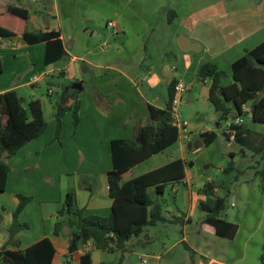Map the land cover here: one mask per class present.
<instances>
[{"label": "crops", "instance_id": "crops-1", "mask_svg": "<svg viewBox=\"0 0 264 264\" xmlns=\"http://www.w3.org/2000/svg\"><path fill=\"white\" fill-rule=\"evenodd\" d=\"M16 5L28 11L29 31L57 32L67 55L45 66L44 43L28 44L21 35L2 37L0 94L34 89L43 79L64 77L66 70L79 62L88 79L86 93V79L77 78L74 82L81 83V90L69 86L60 96V103L65 106L72 105L75 98L79 101L80 120L75 130L78 136L93 134L95 157L87 160L81 156L76 162V167L79 164L87 168L84 174L77 172L78 168H60L58 175L52 176L53 171L47 169V166L53 169L48 157L61 155L65 145L61 141V129L58 140H54V133L43 138L48 126L38 138L5 160L9 173L6 189L0 192V249L24 250L48 238L55 248L53 264L58 252L56 242L61 240L62 233L61 228L58 236L53 234L54 224L63 220L58 211L66 194H73L76 206L85 215L108 216L112 207L107 185V173L112 169L110 142L134 138L137 129L149 122L148 106L165 108L172 83L184 85L179 105L186 96L190 100L198 98L207 106L211 79L198 77L200 67L205 63L215 64L222 71L223 85L233 81L232 63L264 42V0H18ZM170 13L174 17L168 21ZM108 22L114 23L115 35L107 27ZM61 61L64 63L59 65ZM7 65L8 76L4 78ZM34 76L38 77L37 82L32 81ZM53 94L54 91L48 95ZM252 103L243 106L241 116H236L232 104H228L232 113L224 120L209 104L214 110L208 115L211 124L188 122L183 118L187 116L181 115L188 129L186 139L179 135L177 145L174 143L122 175L124 181L137 177L125 178L146 161L154 166L142 174L175 160L183 162L184 177L167 183L164 189L165 193L170 188L172 204L167 205L164 193H155L159 198L153 200L170 222L142 232L148 245L153 244L150 239L155 243L162 238L171 240L168 231H159V225L165 230L172 228L174 234L181 233L182 238L173 240L170 248L176 250L185 243L189 249L185 251L193 259L184 255L181 263H175V256L171 255L168 264L190 261L191 264H259L257 257L264 243V176L258 172L264 169V124L252 119ZM199 117L200 111L196 113V118ZM246 117L253 129L245 126ZM236 119H242V124L236 125ZM205 134L207 144L202 139ZM97 150H101L100 155ZM191 154L198 158L190 160ZM228 159L234 163L229 174H236L233 182L227 180L229 175H222ZM210 168L216 174H208ZM34 181L50 183L56 195L54 205L49 210L42 204L36 209L30 201L17 217L18 223L27 224L28 228L17 232L9 241L8 229L19 203L16 195L33 199L28 191ZM206 183L213 184L216 196L225 194V208L219 217L237 226L233 239L217 236L210 225L202 223L204 213L198 209V203L205 199L200 191ZM34 189H37L35 185ZM198 211L201 215H196ZM31 213L35 215L33 218ZM44 222H52L53 230L48 224L45 227ZM189 228L199 238L192 246L187 238ZM87 242L71 254L69 244L62 243L63 252H67L66 264H79L80 250ZM100 251L91 250L92 264H105ZM155 254L156 264H161L162 257Z\"/></svg>", "mask_w": 264, "mask_h": 264}, {"label": "trees", "instance_id": "trees-1", "mask_svg": "<svg viewBox=\"0 0 264 264\" xmlns=\"http://www.w3.org/2000/svg\"><path fill=\"white\" fill-rule=\"evenodd\" d=\"M18 0H0V39L5 36L21 35L28 44L44 43V65L54 64L66 57L59 34L54 31H29V13L16 5ZM174 17L168 15V21ZM0 60V73L2 72ZM233 81L223 85L222 71L215 64L205 63L199 71L201 80L211 79L208 102L224 120L232 113L228 104H232L235 115L243 114V106L252 101L251 117L257 123L264 124V42L236 60L231 65ZM174 86L168 87V100L164 109L148 106L149 122L137 129L134 138L115 139L109 144L112 169L107 173L108 195L112 199L108 216L85 215L76 206L72 193H67L58 215L62 221L54 224L53 234L58 235L62 226L71 229L68 253L78 250L81 243L91 241L94 249L105 252H125L126 243L139 237L145 228L170 222L162 213L159 204L151 199L149 190L154 188L157 195L164 193L167 183L177 182L184 177V165L181 160L141 174L124 181L122 175L132 167L147 160L152 155L163 152L178 140V130L171 125L170 107L174 98ZM14 90L0 94V192L5 191L9 166L5 160L13 156L26 143L38 138L46 129L47 121L38 99H30L27 104ZM80 104L77 98L70 106L56 105L54 140L59 139L61 121L67 112L71 113L72 126L79 123ZM213 136V135H211ZM207 134L202 135L203 142L209 143ZM232 159V155H230ZM223 173L234 169L232 160ZM188 163H185L187 165ZM264 176V169L258 172ZM214 186L206 183L200 191L205 196L199 201L198 209L204 213L202 223L210 225L217 236L233 239L237 226L219 217L225 208V198L218 197ZM19 203L13 213V221L8 229L9 241L27 224L18 223L17 217L32 200L29 196L16 195ZM175 222V221H171ZM186 250L188 247L183 243ZM55 248L48 238L28 246L24 250L0 249V264H52ZM263 259V257H262ZM79 264H92L91 251L84 253Z\"/></svg>", "mask_w": 264, "mask_h": 264}, {"label": "rangeland", "instance_id": "rangeland-1", "mask_svg": "<svg viewBox=\"0 0 264 264\" xmlns=\"http://www.w3.org/2000/svg\"><path fill=\"white\" fill-rule=\"evenodd\" d=\"M115 35V34H114ZM64 63V61H61L59 65ZM74 67V70H73ZM8 71L9 67L4 66V78L8 76ZM71 72V73H69ZM66 76L64 77H59V76H54V78L51 79H43L40 83L37 84V86L33 89L28 88H23L20 91H18V95L22 98L24 101V104H27V102L30 100V96L35 97L38 99L41 104H42V109L45 114V118L47 121V126L48 129L45 131V134L43 138L47 139L48 136H50L51 133H54L55 129V106L60 103V96L63 93L67 87L71 86V84L75 83L74 81L77 80V78H83L86 79L85 82V93H86V87H88V79L87 76L83 73L81 70V62L77 63L76 65L72 66L71 68L66 70ZM75 78V79H73ZM52 89L54 91V94L49 96L48 95V89ZM200 111V117L199 119L196 118V113ZM210 111H214L213 108L207 104H202V101L200 99H188V97L185 96V99L182 101V103L178 107V112L180 114V118L182 117L181 115H186L187 117H183L184 119L188 120V122H193V123H200L204 122L205 124L208 122H211L210 117L208 115L210 114ZM180 119L181 122H184V120ZM245 121V126H247L249 129H253V126L249 122V118L246 117L244 119ZM62 122V121H61ZM211 124V123H208ZM76 128L74 129L72 126V117L71 113H68L66 115L65 119L63 120V123L61 124V132H62V138L61 141L65 145L64 152L62 151V154H58L53 157H48V161L52 163L53 169H50L49 166H47V169L50 171L52 170L53 172L51 173L52 176H57L59 169L62 168L63 170H73L74 168L77 169V172L79 171L80 174H84V170L87 168L84 166H80L78 164V167H76V162L77 160L83 156L85 159H90L92 157H95V141L91 139L93 137L92 135H83L78 136L79 133L75 132ZM88 128H86L87 131ZM85 134V132H84ZM94 136H96L94 134ZM98 142H101V138L99 137ZM176 143L175 145H177ZM224 148V147H222ZM102 150V149H101ZM101 150H97L96 152L101 154ZM58 151V149H57ZM161 157V156H160ZM190 160H196V156L191 154L189 155ZM229 159L227 160L228 163ZM227 163L225 166H227ZM80 166V167H79ZM154 165H152L151 161H146L136 167L130 174L125 176V178H130L131 176H138L142 174L143 172L150 170ZM201 166V165H199ZM205 168V167H203ZM208 174L214 175L216 174L215 170L213 168H210L207 170ZM230 173L227 174H222L223 176H228ZM75 175H78L75 173ZM81 176V175H79ZM236 177V174L233 173L227 177V180L229 181H234ZM34 180V179H33ZM38 183V182H37ZM34 185L37 187V189H34ZM50 183L46 182L45 185L43 184H35L32 182V186L29 189L28 193L33 196V199L31 200V203L34 208L38 209L39 205H46L47 210L52 209V206L54 203L52 201L54 200L55 191L54 189L49 186ZM149 194L152 200H157V195L155 194V191L150 189ZM225 194H223L221 197H224ZM53 197V198H52ZM164 199L166 200L167 205L172 204V199H173V194L170 192V188H167L164 193ZM56 200V199H55ZM233 204H236L235 200H232ZM56 205V204H55ZM230 208V207H228ZM196 215H201V212H197ZM35 215L34 213L30 214V217L33 218ZM39 217V216H37ZM37 223V222H36ZM35 224V223H34ZM50 226V230H53V223H47L44 222V226L47 227ZM159 231L161 233H164L168 231L169 233V238L171 240H167V238H162L161 241L154 242L152 239H150L149 242H152L153 244H147L146 243V238L145 234H141L139 237H135L130 239V241L126 245V251L125 252H104L100 251V258L105 264H156L157 261L153 257V253L159 254L162 257L161 264H168V257L175 256V263H181L183 260L184 255L188 256L190 253H187L185 251V248L183 247V244H179L180 246L177 247L176 250H171L170 246L173 244V240L175 241L177 238L181 239V233L177 232L174 234L172 228L166 229L165 228H160L161 226L159 225ZM149 231L151 229L146 228ZM69 227L65 225L62 227V233L59 236V239L56 242V247H57V254L55 256V260L53 261V264H66V258L64 254H67V252H63L64 246L62 243L64 242L65 245L69 244V241L71 240V234L68 235ZM65 231V232H63ZM195 230L189 228L187 232L189 233L188 235V242L192 246L195 244V240H198L199 238L197 236H193L192 234L194 233ZM58 236V235H56ZM168 238V239H169ZM148 246H147V245ZM150 247V248H149ZM155 249V251L153 250ZM181 253V254H180ZM155 254V255H156ZM263 257V259H262ZM142 259H145L146 262L143 263ZM193 259L190 255V260ZM257 261L259 264H264V243H263V248L261 249L260 254L257 257ZM188 264H191L188 262ZM248 264V263H247Z\"/></svg>", "mask_w": 264, "mask_h": 264}, {"label": "built area", "instance_id": "built-area-1", "mask_svg": "<svg viewBox=\"0 0 264 264\" xmlns=\"http://www.w3.org/2000/svg\"><path fill=\"white\" fill-rule=\"evenodd\" d=\"M107 27L112 30L113 34H116V29H115L113 22H108ZM37 80H38V77L34 76L32 81L37 82ZM183 90H184L183 84H181V83L175 84V86H174V98L171 102V107H170L169 111L171 114V125L173 127L177 128L179 135L182 136L183 139H186V136L188 134V129H187V126L185 125V123L181 122L180 114L178 112V105H179V101H180V96H181V93L183 92ZM52 92H53L52 89L49 88L48 94H51ZM234 123L236 125H241L242 119H236L234 121ZM93 249H94L93 243L91 241H88L86 243L85 247L80 250V253L83 255L84 253L89 252ZM145 262H146V260L144 259L143 263H145Z\"/></svg>", "mask_w": 264, "mask_h": 264}, {"label": "water", "instance_id": "water-1", "mask_svg": "<svg viewBox=\"0 0 264 264\" xmlns=\"http://www.w3.org/2000/svg\"><path fill=\"white\" fill-rule=\"evenodd\" d=\"M70 88L73 90H76V91H80L82 86H81V83L77 82V83H74L73 85H71ZM21 101H22V99H21ZM71 239H72V237H71Z\"/></svg>", "mask_w": 264, "mask_h": 264}]
</instances>
